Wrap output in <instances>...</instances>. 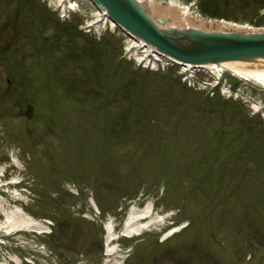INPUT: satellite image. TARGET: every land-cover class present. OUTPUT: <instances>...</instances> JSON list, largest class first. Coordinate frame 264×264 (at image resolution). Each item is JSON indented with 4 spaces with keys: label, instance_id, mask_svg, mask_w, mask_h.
<instances>
[{
    "label": "rangeland",
    "instance_id": "1",
    "mask_svg": "<svg viewBox=\"0 0 264 264\" xmlns=\"http://www.w3.org/2000/svg\"><path fill=\"white\" fill-rule=\"evenodd\" d=\"M206 1L224 20L264 24L261 0ZM72 2L79 21L60 25L41 0H0V168L27 189L16 202L0 191V225L17 206L45 225L0 233V264H264V123L241 100L124 63L116 31L80 36L94 10ZM249 93L264 106V92ZM132 202L170 218L127 239Z\"/></svg>",
    "mask_w": 264,
    "mask_h": 264
},
{
    "label": "water",
    "instance_id": "2",
    "mask_svg": "<svg viewBox=\"0 0 264 264\" xmlns=\"http://www.w3.org/2000/svg\"><path fill=\"white\" fill-rule=\"evenodd\" d=\"M117 25L158 52L191 65L241 62L264 67V31L166 27L138 0H90Z\"/></svg>",
    "mask_w": 264,
    "mask_h": 264
},
{
    "label": "bare ground",
    "instance_id": "3",
    "mask_svg": "<svg viewBox=\"0 0 264 264\" xmlns=\"http://www.w3.org/2000/svg\"><path fill=\"white\" fill-rule=\"evenodd\" d=\"M138 1L140 3L142 2V6L146 8L150 16L163 19L164 25L166 27H180L182 29L189 27L203 30H231V28L234 27L229 26V24H226L225 22L203 20V18L192 15L187 11V9L170 3L167 6H161L159 3H156L153 0ZM222 66L225 70L240 78L246 76L247 78L255 77L261 80L264 79V69H260L259 67H247L246 63L244 64L241 62L224 63ZM151 209L152 208L150 205H145L142 209H136L135 206L131 208L124 224V233L132 236L141 235L143 232L148 231L153 226H160L161 223H163V220H160L155 216H149V212L151 211ZM146 218H148L149 220L146 222L141 221L142 219ZM113 223L114 222L112 220H109L107 226H105L107 232V244L111 243V239L113 237L111 234ZM184 226L185 223L180 226L174 227L171 231L165 234L163 238H169L171 235L176 234L178 231L184 228ZM44 228L45 227L43 226V224L26 214L21 207H18L11 213H9L4 223L0 225V229H3V233L5 234H10L14 231L19 230L42 233L44 231ZM16 261L19 263L18 260Z\"/></svg>",
    "mask_w": 264,
    "mask_h": 264
},
{
    "label": "trees",
    "instance_id": "4",
    "mask_svg": "<svg viewBox=\"0 0 264 264\" xmlns=\"http://www.w3.org/2000/svg\"><path fill=\"white\" fill-rule=\"evenodd\" d=\"M261 2H263L264 3V0H261ZM204 12L206 13V14H208L209 16H211V17H219L220 15L219 14H217V12H216V10H214V7H205L204 8Z\"/></svg>",
    "mask_w": 264,
    "mask_h": 264
}]
</instances>
